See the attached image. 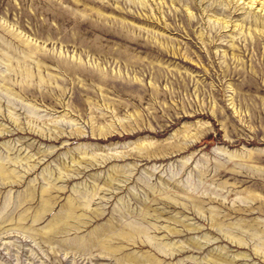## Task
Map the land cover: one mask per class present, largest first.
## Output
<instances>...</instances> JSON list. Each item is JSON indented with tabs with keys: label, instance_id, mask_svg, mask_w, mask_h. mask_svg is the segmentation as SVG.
I'll list each match as a JSON object with an SVG mask.
<instances>
[{
	"label": "rangeland",
	"instance_id": "1",
	"mask_svg": "<svg viewBox=\"0 0 264 264\" xmlns=\"http://www.w3.org/2000/svg\"><path fill=\"white\" fill-rule=\"evenodd\" d=\"M0 264H264V0H0Z\"/></svg>",
	"mask_w": 264,
	"mask_h": 264
}]
</instances>
